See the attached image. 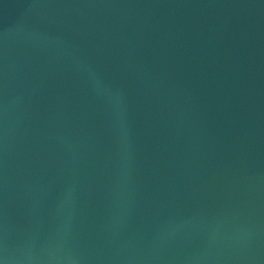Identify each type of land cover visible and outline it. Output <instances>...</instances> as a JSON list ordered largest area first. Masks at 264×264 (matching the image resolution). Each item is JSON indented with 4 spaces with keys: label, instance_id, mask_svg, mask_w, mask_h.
Masks as SVG:
<instances>
[{
    "label": "water",
    "instance_id": "1",
    "mask_svg": "<svg viewBox=\"0 0 264 264\" xmlns=\"http://www.w3.org/2000/svg\"><path fill=\"white\" fill-rule=\"evenodd\" d=\"M0 264H264V0H0Z\"/></svg>",
    "mask_w": 264,
    "mask_h": 264
}]
</instances>
